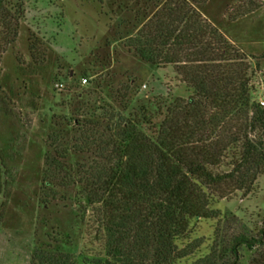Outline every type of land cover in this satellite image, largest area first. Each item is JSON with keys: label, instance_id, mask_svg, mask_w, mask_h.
<instances>
[{"label": "rangeland", "instance_id": "1", "mask_svg": "<svg viewBox=\"0 0 264 264\" xmlns=\"http://www.w3.org/2000/svg\"><path fill=\"white\" fill-rule=\"evenodd\" d=\"M9 1L13 7L23 3L24 16L13 25L14 41L0 47V264H34L37 249L93 264L102 250L78 197L98 150L76 145L82 139L108 140L109 125L134 119L143 108L154 110L153 103L169 92L190 97L172 66L147 64L125 45L156 11L180 0ZM188 1L243 55L264 106V0H207L204 6ZM257 5L261 8L243 15ZM4 37L13 36L0 29V40ZM106 105L118 119L101 121ZM56 149L65 150L66 158ZM48 157H59L64 170L49 168ZM70 175L75 184H69ZM213 208L219 218L198 220L183 241L190 247L186 264L213 255L217 264H231L234 257L220 249L232 236L261 234L264 168L249 189ZM256 251L264 255V244ZM253 255L243 248L239 264H250Z\"/></svg>", "mask_w": 264, "mask_h": 264}, {"label": "trees", "instance_id": "2", "mask_svg": "<svg viewBox=\"0 0 264 264\" xmlns=\"http://www.w3.org/2000/svg\"><path fill=\"white\" fill-rule=\"evenodd\" d=\"M193 1L204 6L207 0ZM8 2L0 0V29L13 37L0 40L3 50L24 16L23 3ZM125 45L147 64L172 66L192 94L183 99L169 92L153 103L154 110L143 108L136 118L109 125L108 140L82 139L76 145L98 150L78 197L102 250L93 264H186L190 247L182 245L193 225L218 219L213 206L249 189L264 168V106L243 55L188 0L156 11ZM106 106L101 121L118 119ZM56 150L66 158L65 150ZM59 157L47 158L49 168L64 170ZM76 182L70 175L69 184ZM263 244L264 229L256 237L233 235L220 251L239 264L247 248L254 251L250 264H264L256 251ZM33 263L76 261L69 253L37 249ZM193 264L217 262L213 255Z\"/></svg>", "mask_w": 264, "mask_h": 264}, {"label": "built area", "instance_id": "3", "mask_svg": "<svg viewBox=\"0 0 264 264\" xmlns=\"http://www.w3.org/2000/svg\"><path fill=\"white\" fill-rule=\"evenodd\" d=\"M83 82H84V84H87L88 83V78H84L83 79ZM263 104V103H262Z\"/></svg>", "mask_w": 264, "mask_h": 264}]
</instances>
